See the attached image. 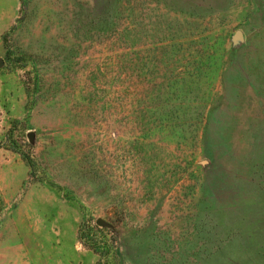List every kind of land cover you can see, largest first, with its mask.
<instances>
[{"label":"rangeland","instance_id":"1","mask_svg":"<svg viewBox=\"0 0 264 264\" xmlns=\"http://www.w3.org/2000/svg\"><path fill=\"white\" fill-rule=\"evenodd\" d=\"M89 242L264 264V0H0V264Z\"/></svg>","mask_w":264,"mask_h":264},{"label":"trees","instance_id":"2","mask_svg":"<svg viewBox=\"0 0 264 264\" xmlns=\"http://www.w3.org/2000/svg\"><path fill=\"white\" fill-rule=\"evenodd\" d=\"M27 161V159H25ZM86 237L83 234L79 235V239L83 241V239H85ZM90 241V240H89ZM88 246L90 248H92V250H94V253L98 256V261L96 264H112V254L107 250L104 251L103 248L98 247V245L94 242H89ZM99 250H102V252H100ZM103 260H105L106 262L103 263Z\"/></svg>","mask_w":264,"mask_h":264},{"label":"water","instance_id":"3","mask_svg":"<svg viewBox=\"0 0 264 264\" xmlns=\"http://www.w3.org/2000/svg\"><path fill=\"white\" fill-rule=\"evenodd\" d=\"M237 36H239V35H237ZM97 225H98V226H100V225H101V222H100V221H98V222H97Z\"/></svg>","mask_w":264,"mask_h":264}]
</instances>
